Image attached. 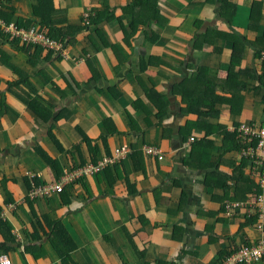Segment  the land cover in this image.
<instances>
[{
  "label": "crops",
  "instance_id": "0c3cea01",
  "mask_svg": "<svg viewBox=\"0 0 264 264\" xmlns=\"http://www.w3.org/2000/svg\"><path fill=\"white\" fill-rule=\"evenodd\" d=\"M133 1L5 3L21 27L46 29L44 16L68 32L59 53L0 38V258L12 264H66L57 223L68 264H218L260 237L255 218L228 217L223 204L258 184L232 129L264 125V0H228L223 12L218 0H159L161 20L126 43L120 19L131 33ZM107 9L114 19L90 22ZM124 146L134 154L117 166L27 197L29 175L57 183Z\"/></svg>",
  "mask_w": 264,
  "mask_h": 264
},
{
  "label": "built area",
  "instance_id": "2783aa9c",
  "mask_svg": "<svg viewBox=\"0 0 264 264\" xmlns=\"http://www.w3.org/2000/svg\"><path fill=\"white\" fill-rule=\"evenodd\" d=\"M8 0H0V9L3 3ZM0 35L8 40L15 41L21 46H31L41 48L50 52H61L63 50V41L53 38L38 26L24 28L16 25L14 22H7L3 16H0ZM242 145L241 157L250 161L253 166V173L259 177V187L244 200L225 201L223 212L231 217L236 213L243 212L249 218H255V229L260 237L252 246L239 247L225 256L218 264H256L264 261V126L257 124H243L240 128ZM193 141L194 139L191 138ZM150 154H161L160 150L153 147H146ZM130 152L127 146L119 148L115 152V157L104 158L98 163H89L75 170H66L60 181L57 183L42 184L36 186L34 176L29 175L31 188L27 197L31 200L47 197L52 193L60 194L64 192L67 186L84 179L89 175H95L103 171L110 164L117 161L115 159L124 158ZM162 159V157H160ZM0 264H12L7 257L0 258Z\"/></svg>",
  "mask_w": 264,
  "mask_h": 264
},
{
  "label": "trees",
  "instance_id": "16d2710c",
  "mask_svg": "<svg viewBox=\"0 0 264 264\" xmlns=\"http://www.w3.org/2000/svg\"><path fill=\"white\" fill-rule=\"evenodd\" d=\"M39 1H40V8L42 10H45V5L46 4H49V3L51 5L50 6L51 7L50 9L53 8L52 0H39ZM218 2L220 3V10H222V12L224 10H226V9L229 8V2H228V0H218ZM5 3H3L2 8L0 9V16H3L7 22H10V21L13 22L12 16H10L9 9H8V7H6ZM158 3H159V0H134L133 2H131L128 5L127 8L125 7V9H124L125 10V13L131 14L130 26H131V29H132L131 30V33H129L128 29L125 27L124 23L122 22V19H120V23L122 24V29H123V33L125 35V42L126 43H129V39L131 37L133 38V36L138 31L140 25H148V24L150 25L152 22L160 21L161 20L160 10H159ZM138 8H140L139 11H137ZM142 10H147V14H144L143 15L142 14L143 13ZM104 13H106L105 14L106 18H104V16H102V19L103 20L105 19V20L110 21V20L114 19L115 12L114 11H110L109 9H107L104 12H99L98 11V13H97V15L95 17L92 16L89 19L90 22L91 23L99 24L100 23V19H101V15H103ZM42 20L45 22V25L44 26L46 28V29L41 28L42 31L46 32L48 35H50L51 37L56 38V39H63V38L66 39L67 38L68 32H66V31H64L62 29H55V30H53L51 28V23L52 22H51L50 18H49V21H47V17H44L43 16L42 17ZM14 23L16 25H18L16 22H14ZM18 26H20V25H18ZM29 27H31V26L25 25L24 28H29ZM97 34L100 35L99 32ZM0 38L3 39V40H7L8 42H15V41L6 39L2 35H0ZM35 48H37V47H35ZM27 103H28V106H30L31 109H33L37 114H39L40 116H42L44 118V121H49L50 118L52 117V112L50 110H48L45 106H43L39 102L38 99H36V98L31 99ZM44 107H45V109H44ZM42 111H46V112L44 113ZM243 124H252V123H240L239 125L235 126V128H233V130H232L233 131L232 134L234 135V138L236 140V150L238 151V153H240V155H241V145H242V139H241V136H240L241 135L240 128H241V126ZM191 138H193L195 140V137H191ZM127 147L130 149V152L127 154V157L126 158H128V157L130 158L134 154V152H133V149L130 146H127ZM148 147H153V148H155L157 150H160L161 154H159V155L158 154H150V153H148L146 151V148H144L143 149V152L146 155H148L150 157H156V158H159V159H161L160 157L163 158L162 150L159 147H157V146H148ZM92 148L93 147H91L90 152H92L93 156L95 157L96 156V153L95 152L93 153V149ZM119 148H121V147H119ZM94 151H95V147H94ZM39 153L55 169V171L57 173V176L59 177L61 175V171L57 167L56 161L53 160V159H51L42 150H40ZM110 157L114 158L115 157V153L113 155H111ZM98 162H96V160H95L93 162H88V163H86L84 165H81L80 167L85 166V165H87L89 163H94L95 164V163H98ZM250 164L252 165L251 162H250ZM117 165L118 164H116V163L115 164H110L108 167H111V166H114L115 167ZM71 170H75V169H71ZM254 177H257V180H258L257 183H259V177L256 175V173H254ZM29 180H30V178H29ZM33 181H34V183H35L36 186L42 185V184L39 183V181L37 180V177L36 176L34 177ZM79 181H77V182H79ZM258 187H259V185L257 184V186H255L254 190L257 189ZM0 227L3 228V229H6V228H8V225L6 223L0 222ZM53 233H54L53 236L56 239V244L58 242V248L57 249H59L58 250L59 251V255H60L61 259L63 260V262H65L66 264H68L69 261H70V259H71V257H70V250L72 248L70 246L69 247H64V246L59 247V244L62 241V237L64 236V234L67 233L66 232V229L64 228V226L61 223H57V224H55V227L53 228ZM63 248H64V250H63Z\"/></svg>",
  "mask_w": 264,
  "mask_h": 264
},
{
  "label": "clouds",
  "instance_id": "9594fccd",
  "mask_svg": "<svg viewBox=\"0 0 264 264\" xmlns=\"http://www.w3.org/2000/svg\"><path fill=\"white\" fill-rule=\"evenodd\" d=\"M260 126V125H259ZM233 130V129H232ZM243 158V157H242ZM243 159H245V158H243ZM246 160V159H245ZM224 205V204H223Z\"/></svg>",
  "mask_w": 264,
  "mask_h": 264
},
{
  "label": "rangeland",
  "instance_id": "374dc122",
  "mask_svg": "<svg viewBox=\"0 0 264 264\" xmlns=\"http://www.w3.org/2000/svg\"><path fill=\"white\" fill-rule=\"evenodd\" d=\"M210 109V108H209Z\"/></svg>",
  "mask_w": 264,
  "mask_h": 264
}]
</instances>
